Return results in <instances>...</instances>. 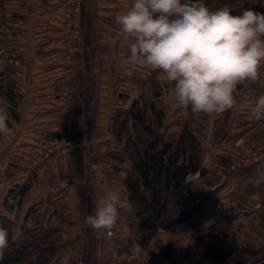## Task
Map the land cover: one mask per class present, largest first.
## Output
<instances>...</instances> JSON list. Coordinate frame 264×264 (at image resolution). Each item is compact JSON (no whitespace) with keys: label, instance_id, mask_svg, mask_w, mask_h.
I'll use <instances>...</instances> for the list:
<instances>
[{"label":"crops","instance_id":"crops-1","mask_svg":"<svg viewBox=\"0 0 264 264\" xmlns=\"http://www.w3.org/2000/svg\"><path fill=\"white\" fill-rule=\"evenodd\" d=\"M20 1L0 0V24L21 15L28 16L24 27L29 28L24 43L25 66L17 76L19 120L11 117L12 134L0 135V218L12 221L13 242L29 239L31 232L39 239L50 233L43 246L50 250L49 264H217L204 258L203 248L188 232L161 231L148 239L130 208L123 185V170L130 163L123 150L117 156L111 152L116 143L120 144L113 130L114 113L119 108L127 113L131 102L145 95L162 112L161 131L166 137L182 145L192 134L200 144V164L207 170V178L214 180L208 190L200 191L205 207L201 230L227 236L234 254L224 264H264V208L250 211L264 198V183H254L256 169L264 165L260 160L247 162L254 150L264 147V120H256L249 113V107L264 95V67L257 82L238 85L230 110L219 115L194 114L190 108L168 100L169 85L161 71L131 60L129 37L116 24L115 16L126 13L133 0H87L81 18L84 36L75 41L79 50L70 60L64 56L71 41L51 42L52 38H47L48 28L56 25L54 18L63 13L56 11L58 4L32 0L28 8L30 2L21 6ZM205 3L212 10L230 5L233 15L244 9L264 14V0ZM36 28L45 35L44 51L39 54L36 49L40 42L29 37ZM128 71L131 76L125 74ZM155 87L159 98L154 96ZM0 100L7 101L6 96ZM56 125L67 130L74 142L72 154L50 160L43 167L25 166L26 160L40 150L41 138ZM104 126L106 134L101 131ZM106 142L109 145L103 147ZM106 148L109 157L123 161L121 166L114 161L102 171L87 167L90 160L105 156ZM62 181L68 187L51 193ZM25 185L30 187L21 211L9 212L4 205L8 191ZM108 191H118L126 204L119 210L120 219L112 230L114 238L105 237L84 222L86 216L94 214L95 202ZM42 197L48 198V209L36 211L34 202ZM158 246L172 247L170 259Z\"/></svg>","mask_w":264,"mask_h":264},{"label":"clouds","instance_id":"clouds-1","mask_svg":"<svg viewBox=\"0 0 264 264\" xmlns=\"http://www.w3.org/2000/svg\"><path fill=\"white\" fill-rule=\"evenodd\" d=\"M233 10L227 4L212 10L205 0H133L115 22L129 37L131 60L164 74L169 101L194 114L219 115L234 106L238 85L257 82L264 67V14ZM249 113L264 120V95ZM10 122L7 101L0 100V135L12 134ZM258 159L264 165V156ZM254 183H264V166L256 169ZM125 207L118 191H108L84 222L110 236ZM8 247V231L0 226V258Z\"/></svg>","mask_w":264,"mask_h":264},{"label":"trees","instance_id":"trees-1","mask_svg":"<svg viewBox=\"0 0 264 264\" xmlns=\"http://www.w3.org/2000/svg\"><path fill=\"white\" fill-rule=\"evenodd\" d=\"M5 78L6 73L0 72V96H6L10 115L18 121L20 96L13 86L5 89ZM154 93L155 98L160 97L156 87ZM162 116L156 103L142 95L131 102L122 120L115 118L114 134L119 143L126 140L124 154L130 163L129 168L123 170V185L130 208L148 239L161 231L172 234L188 232L203 248L204 258L224 264L234 254L228 246L227 236L201 230L205 207L197 182L205 180L208 172L199 161L200 144L192 134H188L187 144L182 145H177L173 137H166L161 131ZM197 174L200 175L198 180L194 178ZM29 187L25 185L18 191H8L4 205L9 212L18 214L21 211ZM33 210L30 209L28 214ZM12 225L9 219L0 218V226L7 229L9 235V247L0 258V264H49L50 250L43 246L50 233L39 239L31 232L29 239L14 243ZM158 248L164 257L170 259L171 246Z\"/></svg>","mask_w":264,"mask_h":264},{"label":"rangeland","instance_id":"rangeland-1","mask_svg":"<svg viewBox=\"0 0 264 264\" xmlns=\"http://www.w3.org/2000/svg\"><path fill=\"white\" fill-rule=\"evenodd\" d=\"M7 1L8 2H11V0H7ZM31 1L32 0H29V1L28 0H21L20 1L21 2L20 4H21V6L22 5L25 6V4L27 2H30L29 3V7H28V8H30V6L33 3V1L32 2ZM35 1L36 2L39 1L40 3L42 2L43 5H45V3L47 2L46 4L49 5L50 4L49 1H51V0H47V1H45V0H35ZM52 1H53V5L54 4H56V5L58 4V6L56 7V11L61 12L63 10L62 11L63 13H62V15L57 14L56 15V18H54V21L56 22V25H53L51 27V29L48 28V31L50 33H47L48 34V37L47 38H52V41L51 42L58 41L60 39L61 40L63 39V40L71 41L72 42V44H71L72 46H70L67 49V52H66V54L64 56L65 59H67L68 50L70 48L71 49L74 48L76 46V42L75 41H78V40L80 41L82 39V37L84 36V30H82V28H81V18H82V14L84 12V8L87 6V0H82L81 10H80V14H79L78 19H77L76 16H74L76 13L74 11L73 5H71L68 2V0H52ZM182 2H183V0H182ZM65 10H66V12H65ZM27 14H29V13L27 12ZM66 14L68 16L67 18H66ZM13 18L14 17H10L11 20L9 19L6 22H3L2 25L5 26L7 23H10L11 24V22L14 24V27H15V29H14L15 30V36L14 37H15V39L12 40V41H9V39L7 40V38L5 36L2 37V38H0V52L3 51V50L4 51L6 50V52H7V53L5 52L3 55H0V63L2 65L3 71L6 73V78L4 80V86H5V89L6 90H8V87L9 86H13V88H15V90H16L17 81L19 80L18 77L20 76L19 74H20V72H22L24 70V66H25V63H23V59H24V56H25L24 54H26V50L24 49V45H25L24 43L27 41V37H28V33H29L28 32V29L29 28L28 27H24L26 25L25 24V21L27 20L28 16L27 17L21 16V15L20 16H16V18H15L16 20H14V21H13ZM76 19L79 21L78 23L80 24V28H81V36L77 40L70 38L71 37V32L69 30V28H70L69 25L70 24H74V22L77 21ZM36 29L33 30V35H31V32H30V36L29 37H30L31 40H33L35 42H36V40H37V42L38 41L40 42L41 45H39V47L36 49V50H38V54H39V52L40 53H43V51H44L43 47H41V46L45 44V43H43L44 36L45 35L43 34L44 32L40 31L39 29H37V30ZM30 39H29V41H30ZM8 49H10L11 51H8ZM9 52H12V54H15L17 56V58L19 60V64L18 65H16L15 63H12L11 64V63H9V60L6 59V56L7 57L10 56V53ZM10 58H8V59H10ZM68 60H70V59H68ZM11 76H13V78H11ZM136 81H138V80H136ZM129 83H131V82L129 81L128 82V85H129ZM132 85H133V83H132ZM122 86H124V88H127V90H129V88H130L129 86L128 87H126L125 85H122ZM157 86H159V85H157ZM159 87L162 88V90H163V85L162 84ZM124 88H122V89H124ZM124 90H126V89H124ZM123 96H124V94H123ZM125 96L126 97H129L126 94H125ZM0 98H1V96H0ZM148 98L151 99L150 96ZM126 115H127L126 109H124V108L123 109L122 108L121 109L119 108L114 113V117L116 119H119V120H122V118H124ZM60 130L62 131L61 133L66 134L67 135L66 137H68V139L72 141V139L70 138V135L68 134L67 130H65L64 128L60 127L59 125H56L55 127L52 128V130L47 135H45V136H43L41 138L42 141L40 140L41 141V143H40V145H41L40 150L36 152L34 158H32L30 160H26L25 166L28 167L29 165L36 164L37 162L39 164L37 167H43L44 166V164L41 162V160H42L44 154H46V151L49 148H53V145H51V147H50L49 142H52L53 141L52 139L54 137L55 138L56 137H59L58 136V133L60 132ZM101 131L106 134L108 132V129H107V127L104 126V127H102V130ZM125 142H126V140L123 139V143L122 144L121 143L119 144L120 147L116 143L115 144V147L114 148L112 147L113 148L112 150H114V151L111 150V152H114L112 155H114V156L115 155L117 156V154L119 155V152H120L119 150H123V152H124ZM101 145L103 147L104 146L107 147V145H109V144L106 142V143L101 144ZM74 149H75V144H74V147L72 149V152H73ZM106 150H107L106 151L107 153H106L105 156L100 155V157H97L95 160H93V162H91V160H90L88 162V164H87V167L92 168V163H94V165L96 166V169H93V168L92 169L93 170H96V171H99V170L102 171L101 169H105V168L108 169V165L110 166L111 163H113L114 161L115 162L113 164H116L117 163V165L121 166V163L123 161L121 162V160H118L117 157H115V158H113L111 156L109 157L108 156L109 149L106 148ZM70 154H72V153L70 152V153H67L65 155H70ZM106 156H107V158H105ZM57 158L58 157H56L55 155H53L52 158H51V161H53V160H55ZM204 181L208 182V185H212L213 182H214V180L211 179V178H209V179L208 178H205Z\"/></svg>","mask_w":264,"mask_h":264},{"label":"built area","instance_id":"built-area-1","mask_svg":"<svg viewBox=\"0 0 264 264\" xmlns=\"http://www.w3.org/2000/svg\"><path fill=\"white\" fill-rule=\"evenodd\" d=\"M68 2L73 5V8H74V11H75V15L78 19L79 17V14H80V10H81V3H82V0H68ZM76 19V20H77ZM79 21H75L74 24H70L69 25V30L71 32V37L72 39H79L80 36H81V28H80V24L78 23ZM15 27H14V24L11 22L10 23H7L5 26L0 24V38L2 37H6L7 40L9 39V41H12L15 39ZM12 31V32H11ZM9 33V34H8ZM79 48L77 46H75L74 48H70L68 50V56H67V59H71V57L76 53L78 52ZM8 51H11L10 49H8ZM6 52V50L4 51H1L0 52V55H3L4 53ZM7 53V52H6ZM10 53V56H6V59L9 60V63H15L16 65L19 64V60L17 58V56L15 54H12V52H9ZM11 57V58H10ZM10 58V59H8ZM4 60V59H3ZM14 65V64H13ZM62 131L60 130V132L58 133V136L59 137H54L52 140V142H49L50 144V147L51 145H53V148H49L47 151H46V154H44L41 162L43 164H46L48 161L51 160L52 156L55 155L56 157H59V156H63L67 153H70L74 147V143L68 139V137H66L67 135L64 134V133H61ZM61 133V134H60ZM261 156H264V147H261L257 150H254L251 155H250V158L249 160H247V162H252V161H258V157H261ZM39 164L38 162L36 164H33V165H29L28 168H35L37 167ZM92 168L93 169H96V166L94 165V163H92ZM224 179V178H223ZM68 187L67 183L62 181L60 182L57 186H55L53 189H52V192L51 193H59L61 192L62 190H65L66 188ZM197 188L199 191H206L209 189V185H208V182L204 181V180H200L198 181L197 183ZM47 199L46 197H42V198H39L37 200H35L34 202V205L33 207L35 208L36 211H40V212H44L45 210L48 209V202H47ZM264 208V198L262 199L261 202L255 204L251 209L250 211H255V210H261ZM105 237H108V238H114V234L112 232V234L110 236L108 235H104ZM80 264H86L84 262H81ZM87 264H99V263H87Z\"/></svg>","mask_w":264,"mask_h":264}]
</instances>
